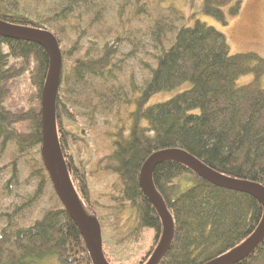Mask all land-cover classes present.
<instances>
[{"label":"trees","instance_id":"1","mask_svg":"<svg viewBox=\"0 0 264 264\" xmlns=\"http://www.w3.org/2000/svg\"><path fill=\"white\" fill-rule=\"evenodd\" d=\"M229 4L230 15L238 16L243 0H202L187 26L186 14L166 0H0V20L49 31L59 43L58 139L78 203L101 226L106 264L132 260L124 254L149 232L154 244L139 264L159 244L163 223L140 187L141 170L155 153L182 150L222 175L264 188V58L232 54L226 36L195 17L227 26ZM49 68L42 46L0 36V264H94L44 163L42 93ZM247 74L254 81L239 86ZM24 78L31 91L23 108L11 109L14 83ZM187 83L170 100L147 106L155 94ZM133 104L129 126L122 124V107ZM104 115L111 120L100 123ZM100 129L109 140L102 157L90 142ZM109 177L120 189L107 207L90 182ZM153 182L175 222L161 264H207L243 244L262 222L257 198L217 187L179 162L159 164ZM111 247L120 258L108 261ZM234 264H264V241Z\"/></svg>","mask_w":264,"mask_h":264},{"label":"water","instance_id":"2","mask_svg":"<svg viewBox=\"0 0 264 264\" xmlns=\"http://www.w3.org/2000/svg\"><path fill=\"white\" fill-rule=\"evenodd\" d=\"M0 36L36 43L45 48L49 54L50 68L42 93L44 163L47 171L50 173L59 201L81 230L94 264H106L102 249L101 226L96 218L84 213L78 203L73 184L69 177L68 166L58 139L55 102L62 69V56L59 43L56 37L49 31L20 28L2 20H0ZM165 161L179 162L195 172L200 178L217 187L247 193L257 198L264 209V188L261 185L222 175L182 150H165L155 153L146 161L141 170L140 187L158 212L163 223V233L157 248L147 264H161L174 239L175 222L173 216L153 182L155 168ZM263 241L264 216L259 228L249 239L233 251L207 264H234L248 256Z\"/></svg>","mask_w":264,"mask_h":264},{"label":"rangeland","instance_id":"3","mask_svg":"<svg viewBox=\"0 0 264 264\" xmlns=\"http://www.w3.org/2000/svg\"><path fill=\"white\" fill-rule=\"evenodd\" d=\"M168 5H174L178 9L182 10L187 17V26H193L195 23V19L191 18L192 13H197L199 11L200 5L202 0H196L193 6L190 5L188 0H166ZM233 5L229 4L224 7V12L227 16L228 25L224 26L221 22L216 20L211 16H207L204 14L199 13L196 15V19L200 20L201 22L207 24L208 26L215 28L219 32L223 33L229 43L231 53L232 54H245V53H255L260 57L264 58V0H243V8L241 14L236 17L230 15V9ZM255 79L253 74H247L242 76L238 80L239 86H244L250 84ZM263 88H264V76L261 79ZM31 87V82L28 78H24L18 80L14 83L13 87V95L6 103L8 107L11 109H21L24 107V101L27 99L26 94L29 93ZM191 87L190 83H187L181 87L173 91H166L157 93L149 100L147 106H151L157 103H162L165 101L170 100L173 98L177 93L182 92ZM135 105L123 106L117 119L121 121L122 124L126 123L129 124L128 119V111H133ZM109 115L101 116L99 122L100 123H107L109 119ZM129 126V125H128ZM98 134H93L92 140L90 141L92 147L95 149L96 153L102 157L103 155L107 154L106 151V143H109L108 137L106 132L103 130H98ZM78 136L79 139H81ZM84 145L88 140L85 138L81 140ZM97 147H96V144ZM105 145V148H104ZM105 149V151H104ZM85 161H88L86 157H84ZM95 160V158H93ZM98 183H108L109 186L115 187V190H105L104 185H100ZM91 190L94 194H101L102 199L99 200L100 204L110 207L114 206V202L111 201L116 195H118L120 186L119 182H117L116 178L109 177L108 180H102V182H98L96 180H91ZM125 219L128 217V214L124 215ZM155 234L153 232H149L145 236L144 242H139L138 244L132 247V251L127 252L124 254L123 258L132 259L130 261H119L116 264H139V262L144 259L148 252L151 250V247L154 244ZM113 249V254H112ZM115 252L114 247L108 248V251L105 250L106 260H114L116 258L113 257ZM126 255V256H125ZM120 257H117L118 259ZM125 260V259H124ZM117 261V260H116ZM110 264L115 263V261L108 262ZM44 264H60L56 259L48 260Z\"/></svg>","mask_w":264,"mask_h":264},{"label":"crops","instance_id":"4","mask_svg":"<svg viewBox=\"0 0 264 264\" xmlns=\"http://www.w3.org/2000/svg\"><path fill=\"white\" fill-rule=\"evenodd\" d=\"M242 12V11H241ZM241 14V13H240Z\"/></svg>","mask_w":264,"mask_h":264}]
</instances>
